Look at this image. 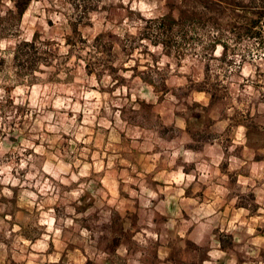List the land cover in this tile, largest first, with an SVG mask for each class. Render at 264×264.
Listing matches in <instances>:
<instances>
[{
    "label": "rangeland",
    "instance_id": "374dc122",
    "mask_svg": "<svg viewBox=\"0 0 264 264\" xmlns=\"http://www.w3.org/2000/svg\"><path fill=\"white\" fill-rule=\"evenodd\" d=\"M14 10L0 0V264H264V0ZM177 184L209 186L204 206Z\"/></svg>",
    "mask_w": 264,
    "mask_h": 264
},
{
    "label": "crops",
    "instance_id": "0c3cea01",
    "mask_svg": "<svg viewBox=\"0 0 264 264\" xmlns=\"http://www.w3.org/2000/svg\"><path fill=\"white\" fill-rule=\"evenodd\" d=\"M203 187H204L203 190L198 191L197 189L194 190V188H192V186H190V188H187V191H186V190H184L186 188L185 185L182 186V185L177 184V188L180 190L179 194H180V196H182L183 199L186 197L197 198L198 196H200V198L195 201V202H198V206H204V204L206 202H204L205 200H204L203 195L207 194L208 192H206V190L210 189V187L207 185H205ZM225 194H226V192H225ZM212 195H214L215 198H218V196H219V195H216V193H214ZM202 200H204V201H202ZM231 201L232 200L229 197L227 198L225 196V199L223 200L221 206H232ZM180 203L181 202H180L178 197H177V202H176V200H173V199H171L168 202V204H170L172 206H180L181 205ZM143 230H144V227H143ZM194 232H195V230H194ZM194 232L190 231L191 234ZM161 244H163V243H160V247H161ZM165 248H169V247H167V245H165ZM158 253H159V255H158V263L157 264H178L176 262V260L174 259V257L171 256L170 254H168V252L160 253V250H159ZM132 260H133V262H131L130 264H136L135 262H138V264H146V261L143 258L141 260H139V259L136 260L135 258Z\"/></svg>",
    "mask_w": 264,
    "mask_h": 264
},
{
    "label": "trees",
    "instance_id": "16d2710c",
    "mask_svg": "<svg viewBox=\"0 0 264 264\" xmlns=\"http://www.w3.org/2000/svg\"><path fill=\"white\" fill-rule=\"evenodd\" d=\"M29 0H13L14 11L20 17L26 10ZM256 21V20H255ZM32 44V42H30Z\"/></svg>",
    "mask_w": 264,
    "mask_h": 264
}]
</instances>
